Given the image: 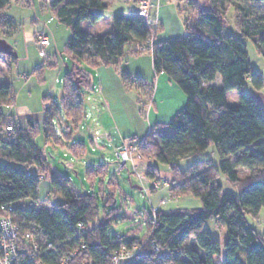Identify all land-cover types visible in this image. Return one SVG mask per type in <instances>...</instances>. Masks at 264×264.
Masks as SVG:
<instances>
[{
	"label": "trees",
	"instance_id": "16d2710c",
	"mask_svg": "<svg viewBox=\"0 0 264 264\" xmlns=\"http://www.w3.org/2000/svg\"><path fill=\"white\" fill-rule=\"evenodd\" d=\"M188 2L194 11L183 18L186 33L180 38L152 41L148 48L154 72H164L181 89L185 105L165 126L150 128L142 138L126 139H136L139 159L167 165L170 180L165 181L172 196L191 194L200 199L201 207L154 210L142 238H110L105 221L86 229L97 217V197L92 192L81 193L70 186L67 176L55 174L43 148L35 142L41 132L44 144L64 147L76 158L85 154V145L74 141L73 135L84 119L80 89L87 82L86 71L73 65L64 74L58 103L42 96L48 106L43 110L40 131L30 119H25L23 128L12 115L4 114L2 108L13 102V92L10 83H0V157L5 160L0 162V215L11 216L23 228H34L40 240L55 247L43 256L45 261L53 263L54 257L65 254L75 264H109L114 251L136 246L134 255L122 264H264V232L246 221L247 215L257 219L264 209V109L244 89L247 82L253 90L264 85L250 64L246 45L250 40L264 59V11L258 12V7L264 9V0H210L206 9H199L193 0ZM225 2L234 11L228 34L224 33ZM8 4L9 0H0V12ZM50 6L70 29L65 53L89 68L117 65L127 56L139 54L135 45H145L158 30L154 18L135 9L115 13L110 17V29L94 36L81 28V22L101 19L108 7L105 0H50ZM2 16L9 24L10 18ZM121 77L127 85L139 87V77L130 78L125 72ZM216 78L219 86L210 84ZM230 90L238 93L234 105L226 99ZM6 126L11 127L10 132ZM210 146L218 156L217 163L197 159L179 167L180 160ZM86 171L91 180L93 171ZM222 175L236 193L222 188ZM45 176L57 204L50 209L18 205L26 200L38 203L39 179ZM145 177L161 181L156 166L147 165ZM112 202L111 195L103 198L104 206ZM2 206L11 210L6 212ZM208 219L226 229L222 256L219 240L204 228Z\"/></svg>",
	"mask_w": 264,
	"mask_h": 264
},
{
	"label": "rangeland",
	"instance_id": "374dc122",
	"mask_svg": "<svg viewBox=\"0 0 264 264\" xmlns=\"http://www.w3.org/2000/svg\"><path fill=\"white\" fill-rule=\"evenodd\" d=\"M105 1L108 7L102 12L101 19L94 23L81 22V28L91 35L100 36L108 31L110 17L115 13L133 9L131 0ZM188 1L175 0L176 9L182 18L190 16L194 11L192 3ZM193 1L199 9H206L210 6V0ZM227 4V2L223 4L227 8L225 34L232 30L234 19L233 8ZM263 11L262 7H258V12ZM2 14L10 18L9 24L3 21ZM38 34H45L49 39L45 52L41 51L35 42ZM69 35V27L58 20L56 12L50 6V0H9V4L0 12V38L13 47L16 57H6L0 53V83H10L13 92V102H8V105L2 108L4 114H10L16 118L26 113H35L42 109L41 96L43 95L51 97L55 103H58L62 78L73 65L93 73L92 69L77 63L65 53L64 49ZM246 45L250 64L260 73L264 81V59L256 53L250 40L246 42ZM137 46L135 45V49L143 52L141 54L143 58H150L148 48L139 49ZM45 54L46 57H44ZM131 59L134 58L127 56L121 61L119 72L131 67L127 65ZM39 67H42L41 75L38 71L36 72ZM94 78L95 88L91 83L92 89L84 86L80 89L85 108L84 119L73 135L74 141L85 145V154L76 158L59 145L46 144L43 146L55 174L67 176L70 179V186L81 193L92 192L97 197V217L86 225V229H91L105 221L108 224L106 232L110 238H142L147 234L148 222L153 217L154 210L175 211L200 208V199L191 194L185 193L175 197L169 193L168 183L165 180H170V172L165 164L149 158L139 159L136 151H133V161H128L120 171L117 170L114 151L122 142L119 132L125 134L127 129L133 128V124L134 126L135 124L140 125L139 116L145 121L150 120L151 122L153 119L155 111L151 108L148 114L151 103L147 95L152 90L153 79L146 78L147 90L140 93V96L136 90L132 89L129 93L132 98L130 101L129 95L126 96L111 83L104 85V92L101 93L98 88V78L96 76ZM150 81L151 85L148 84ZM215 82L219 85V78H216ZM244 89L248 93L253 91L249 82L245 84ZM262 90L264 91V85ZM237 94V90H230L226 93L229 105L237 103ZM156 101L160 103L159 96L156 97ZM66 122L67 119L64 118V123ZM165 128L166 132L170 131L169 127ZM131 139H123V142H130ZM207 158L214 163L218 162L213 146L191 158L180 160L178 165L183 169L193 160ZM4 161L0 157V162ZM147 165L156 166L161 181L155 179L142 181ZM87 169L93 171L91 180L87 179ZM220 181L223 189L236 193V189L225 180L223 175ZM108 195L112 196L113 202L104 206L103 198ZM23 202L18 205L50 209L57 204V199L49 193L48 176L39 179L38 203L34 205V202L29 203L27 200ZM246 221L258 232H264V209L260 210L257 219L247 215ZM204 228L219 240L220 256H222L223 243L227 238L226 229L214 219L206 220Z\"/></svg>",
	"mask_w": 264,
	"mask_h": 264
},
{
	"label": "crops",
	"instance_id": "0c3cea01",
	"mask_svg": "<svg viewBox=\"0 0 264 264\" xmlns=\"http://www.w3.org/2000/svg\"><path fill=\"white\" fill-rule=\"evenodd\" d=\"M150 2H151V7L149 9L148 14L151 18H154L158 24V30L156 32L155 37L153 38V42L166 41L168 39H173V38H180L186 33L183 24V18L179 15L178 9H176L175 0H150ZM132 5H133L132 10H135L136 9L135 1H132ZM53 10L56 12L55 9ZM4 16L6 15L4 14ZM142 53L143 52H140L139 54L136 55H130L134 59L133 60L131 59V62H129L127 65H131V67L129 69H124L125 71H123L126 74H128L130 78H134L136 76L139 77L140 80L137 83L139 84V87H135V85L133 84L127 85L122 80L121 77L122 71L119 72L118 70L121 61L117 65L99 64L97 67L90 68L92 69L93 73H89L88 71L85 70L88 77L84 87L92 89L91 85L93 84L92 86L95 88L94 76H96L98 78V88L101 93L104 92V85H109V83H111L113 87H115L117 90H120L126 96L129 95L128 97L130 101L132 100V98H130L129 93L132 91V89L136 90V93H138L140 96V93L147 90V86H146L147 79L148 78L153 79L152 90L150 91V93H147L149 98L148 101L149 103H151V107L148 114H150L151 108H153L155 111L153 114L152 121L151 122L150 120L145 121L143 120V117L139 116L138 118L141 120L140 125L135 124L134 126L133 124L132 125L133 128L131 127L132 129H127V131H125L126 132L125 134L121 133V131L119 132V135L121 136L120 139L121 141L123 139L128 138L129 136L142 138L150 128L156 125L165 126L172 118V116L175 113H177L185 105L186 102L185 100L186 97L184 93L181 91V89L178 86H176L164 72H158V73L154 72L151 63V57L143 58V56H141ZM44 57H46V54ZM37 71L41 75L42 67L37 68L36 72ZM215 81L216 79L210 84L219 86L220 79H219V85ZM148 84L151 85L152 84L151 81ZM150 85H148V87H150ZM250 94L259 102V104L264 109V91L262 89L253 90ZM139 96L137 97L139 98ZM157 96L160 97V103L156 101ZM47 106L48 103L42 102L41 110L36 111L35 113H26L23 116H17L15 119L20 123V125L23 128L26 126L25 119L26 118L30 119L33 123H35L38 126V130L40 131L44 116L43 110ZM9 108L11 107L9 106ZM98 122L100 123V121ZM35 142L39 148H43V146L46 145L44 144V138L41 132L36 135Z\"/></svg>",
	"mask_w": 264,
	"mask_h": 264
},
{
	"label": "built area",
	"instance_id": "2783aa9c",
	"mask_svg": "<svg viewBox=\"0 0 264 264\" xmlns=\"http://www.w3.org/2000/svg\"><path fill=\"white\" fill-rule=\"evenodd\" d=\"M151 7L150 0H137L136 10L140 14H148ZM153 39L146 42L145 45H138L137 48H149ZM35 42L41 51H44L49 43V39L45 34H38ZM45 52V51H44ZM7 132L11 131L10 126H6ZM135 138L130 142H121L114 151L117 159V170L120 171L128 161H133V151H136L134 143ZM142 181H147L145 175ZM157 187V185H155ZM1 209L11 210L10 206H2ZM84 244H80V248H84ZM136 246L131 248H119L111 254L109 264H122L123 261L130 259L137 251ZM56 250L55 247L38 238L35 229L28 227L23 228L15 222L9 215H0V264H75L72 258L67 255L54 257L55 262H47L43 259L49 251ZM74 255V250L71 256ZM76 264H88L86 261L77 262Z\"/></svg>",
	"mask_w": 264,
	"mask_h": 264
},
{
	"label": "water",
	"instance_id": "95a60500",
	"mask_svg": "<svg viewBox=\"0 0 264 264\" xmlns=\"http://www.w3.org/2000/svg\"><path fill=\"white\" fill-rule=\"evenodd\" d=\"M0 53L3 55H10L12 57H16V52L14 51L13 47L2 38H0ZM75 84L77 87L80 86L77 80H75ZM137 187L141 189L139 186Z\"/></svg>",
	"mask_w": 264,
	"mask_h": 264
}]
</instances>
